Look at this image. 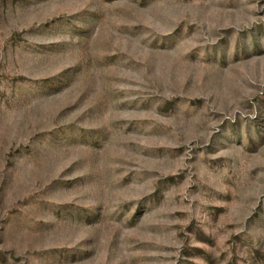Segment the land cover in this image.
Wrapping results in <instances>:
<instances>
[{"label": "rangeland", "instance_id": "rangeland-1", "mask_svg": "<svg viewBox=\"0 0 264 264\" xmlns=\"http://www.w3.org/2000/svg\"><path fill=\"white\" fill-rule=\"evenodd\" d=\"M0 264H264V0H0Z\"/></svg>", "mask_w": 264, "mask_h": 264}]
</instances>
